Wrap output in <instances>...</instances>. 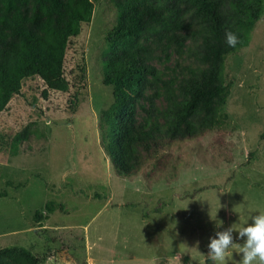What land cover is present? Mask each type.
<instances>
[{
	"label": "rangeland",
	"instance_id": "374dc122",
	"mask_svg": "<svg viewBox=\"0 0 264 264\" xmlns=\"http://www.w3.org/2000/svg\"><path fill=\"white\" fill-rule=\"evenodd\" d=\"M118 1L92 0L90 21L69 37L68 91L44 97L38 76L24 78L0 112V190L8 180L23 184L6 186L0 197V249L22 246L35 264H211L207 245L216 232L264 212V13L249 44L225 60L216 101L222 124L155 153L138 145L141 165L124 175L113 169L98 128L113 100L101 72ZM140 43L158 75L144 95L156 94L160 124L168 95L186 99L180 86L205 65L195 60L190 36L180 49L170 34ZM132 101L138 129L148 101ZM240 261L230 249L227 264Z\"/></svg>",
	"mask_w": 264,
	"mask_h": 264
},
{
	"label": "trees",
	"instance_id": "16d2710c",
	"mask_svg": "<svg viewBox=\"0 0 264 264\" xmlns=\"http://www.w3.org/2000/svg\"><path fill=\"white\" fill-rule=\"evenodd\" d=\"M117 19L107 34L109 51L102 62V83L112 89L113 100L98 120L100 145L113 169L128 174L141 165L138 145L157 152L165 143L194 138L224 121L216 106L223 88L226 58L251 40L256 22L264 13V0H119ZM92 0H0V112L18 94L24 78L38 76L47 90L68 91L64 58L69 37L91 19ZM184 31L185 35L178 32ZM239 37L235 47L225 42V32ZM170 34L180 49L188 36L195 60L204 68L180 86L186 99L168 95V106L157 123L156 94L145 96L157 71L143 55L140 40ZM148 101L144 122L134 127L133 97ZM78 97L69 103L76 111ZM6 181L0 197L7 195ZM22 183L12 187H20ZM47 212L52 211L49 204ZM37 259L22 246L0 249V264H35Z\"/></svg>",
	"mask_w": 264,
	"mask_h": 264
},
{
	"label": "clouds",
	"instance_id": "9594fccd",
	"mask_svg": "<svg viewBox=\"0 0 264 264\" xmlns=\"http://www.w3.org/2000/svg\"><path fill=\"white\" fill-rule=\"evenodd\" d=\"M225 42L229 47L239 43V37L232 31L225 32ZM252 223H247L238 229L230 226L226 230L216 232L207 245V260L211 264H227L230 249H238L241 254L240 264H264V212L252 216ZM223 222L217 223V227ZM243 239L242 244L236 243L233 232Z\"/></svg>",
	"mask_w": 264,
	"mask_h": 264
}]
</instances>
